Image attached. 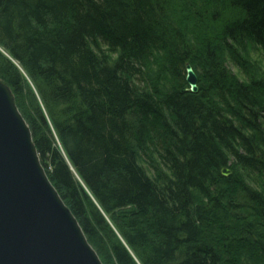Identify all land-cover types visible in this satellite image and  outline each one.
Returning <instances> with one entry per match:
<instances>
[{
  "label": "trees",
  "instance_id": "trees-1",
  "mask_svg": "<svg viewBox=\"0 0 264 264\" xmlns=\"http://www.w3.org/2000/svg\"><path fill=\"white\" fill-rule=\"evenodd\" d=\"M262 58L264 0H0V80L105 264H264Z\"/></svg>",
  "mask_w": 264,
  "mask_h": 264
},
{
  "label": "water",
  "instance_id": "water-1",
  "mask_svg": "<svg viewBox=\"0 0 264 264\" xmlns=\"http://www.w3.org/2000/svg\"><path fill=\"white\" fill-rule=\"evenodd\" d=\"M185 71L196 94L192 66ZM38 159L30 130L0 83V264H102Z\"/></svg>",
  "mask_w": 264,
  "mask_h": 264
},
{
  "label": "rangeland",
  "instance_id": "rangeland-1",
  "mask_svg": "<svg viewBox=\"0 0 264 264\" xmlns=\"http://www.w3.org/2000/svg\"><path fill=\"white\" fill-rule=\"evenodd\" d=\"M260 56V55H259ZM259 56H257L258 60H259ZM262 61H264V58H262ZM226 67L231 71V72H235L233 67L229 64V63H225ZM0 83H2L4 85V83L0 80ZM8 87V86H7ZM9 88V87H8ZM10 93L12 94V100H13V104L16 108V110L18 111L19 116L22 118V120L27 124L26 120H25V116H26V109H24V106L21 104V101L18 102V100L16 99L15 95L13 94V92L9 89ZM28 126V124H27ZM29 128V127H28ZM30 130V129H29ZM31 133V132H30ZM33 140V139H32ZM34 143V142H33ZM148 145V144H147ZM147 145L145 146V148L147 147ZM36 149V148H35ZM37 152V150H36ZM38 155V160H39V164L42 167L45 175L47 176V178L49 179V175L46 172V169L44 167V164L42 163L40 156L37 152ZM230 171V170H229ZM231 173V172H230ZM58 193V192H57ZM59 195V194H58ZM63 201V200H62ZM65 204V203H64ZM71 212V211H70ZM72 214V213H71ZM73 215V214H72ZM75 218V217H74ZM76 219V218H75ZM87 240V238H86ZM88 242V240H87ZM89 243V242H88ZM90 244V243H89ZM90 246L92 247V249L94 250V252L96 253V255L98 256L99 260L101 261L102 264H105V262L102 260V258L100 257V255L98 254V252L96 251V249L90 244Z\"/></svg>",
  "mask_w": 264,
  "mask_h": 264
}]
</instances>
